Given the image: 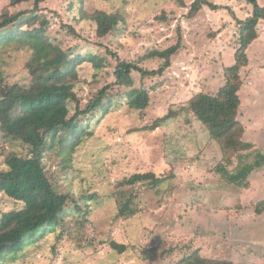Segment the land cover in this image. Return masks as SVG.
I'll return each mask as SVG.
<instances>
[{"label": "rangeland", "instance_id": "374dc122", "mask_svg": "<svg viewBox=\"0 0 264 264\" xmlns=\"http://www.w3.org/2000/svg\"><path fill=\"white\" fill-rule=\"evenodd\" d=\"M197 0H83L90 18L96 12L118 13L124 23L105 38L97 36V24L81 16L80 0H45L39 15L48 19V36L54 44L74 55H97L104 62L97 70L90 62L78 68L75 91L84 109L107 85L116 81L120 60L155 70L161 60H144L153 51H165L182 41L172 57V66L161 77L142 79L133 73L134 87L114 86V107L106 116L96 112L82 118L91 135L84 137L74 153L61 154L62 145L44 158L54 185L70 193L72 202L60 225L37 233L18 254L0 264H184L199 250L203 258L230 264H264V167L249 177V188L224 179L217 168L223 154L209 132L192 114L152 126L170 110H178L200 93L215 95L225 85V69L235 61L238 48L237 20H246L253 7L246 0H208L227 7L213 11L204 6L190 17ZM264 7V0H258ZM35 0L11 6L0 0V15L32 11ZM74 28L75 34L71 32ZM7 29L6 31H8ZM259 39L248 49L249 64L241 71L244 82L239 96V121L245 128L244 142L254 145L243 152L247 163L264 155V22ZM14 44L0 49V74L8 82L30 83L25 69L32 50H17ZM145 89L150 103L145 110L131 109L127 92ZM71 115L75 104H70ZM20 110L14 114L18 117ZM0 148L28 156L29 147L3 138ZM239 160L229 168L236 173ZM0 155V171L7 170ZM138 173L172 176L156 189L128 187L124 179ZM91 201V213L83 201ZM132 198L135 216L118 217L120 206ZM82 210L77 209V205ZM6 194H0L2 214L22 209ZM112 242L126 246L120 253Z\"/></svg>", "mask_w": 264, "mask_h": 264}, {"label": "trees", "instance_id": "16d2710c", "mask_svg": "<svg viewBox=\"0 0 264 264\" xmlns=\"http://www.w3.org/2000/svg\"><path fill=\"white\" fill-rule=\"evenodd\" d=\"M31 0H11V6H18ZM81 1L80 13L84 20L91 19L97 24V36L102 39L115 32L124 23L118 13L108 14L96 12L90 18ZM253 7L252 15L246 20H237L238 48L234 64L225 69V85L215 95L200 93L194 96L187 105L178 110H170L168 115L158 120L153 129L161 123L177 118L182 112L192 114L209 132L210 138L217 143L222 154V163L217 171L227 181L240 188H249V177L259 168L264 167V155L258 154L253 163H247L243 152L254 148L253 144L244 142L245 128L239 121L241 98L239 93L244 84L241 71L249 64L248 49L259 39L258 26L264 22V7L258 0H246ZM45 0H35L32 11L11 13L8 9L0 15V49L7 44H14L17 50L29 48L32 56L25 65L30 76V83L8 82L0 74V132L3 138L11 142H19L29 147L28 156H20L15 152H4L7 170L0 171V194L24 204L20 210H12L2 214L0 220V263L9 255L18 254L26 244L49 227L58 226L63 221V213L67 210L72 197L63 193L52 182L44 158L56 149L64 147L61 154L74 153L87 135L82 118L96 112L108 115L114 107L111 98L114 86L133 88V73H139L142 79L161 77L172 66L171 60L181 49L182 41L165 50L153 51L144 60L158 59L162 64L158 69L147 70L135 63L120 60L110 52L117 65L114 71L116 81L104 87L84 109L81 107L76 88L78 68L90 62L99 70L103 60L97 55H74L56 45L48 36V19L39 15L40 5ZM204 6L213 11L223 8L208 0H197L193 3L190 17L196 15ZM9 29L8 31H6ZM71 32L76 33L74 28ZM131 109L145 110L150 103L147 90L132 89L127 92ZM70 104H75V113L71 115ZM20 110L18 117L14 114ZM239 160L236 173L229 168L234 159ZM172 176L158 177L154 173H138L123 180L122 185L136 188L156 189L170 180ZM97 198L96 194L85 196L86 215L91 213L90 202ZM74 202V201H73ZM76 203V202H74ZM77 205L79 211L81 206ZM258 214L264 211V202ZM137 207L129 198L119 208L118 217L126 219L137 214ZM112 247L123 253L126 246L112 242ZM184 264H230L229 262L208 260L196 250L182 260Z\"/></svg>", "mask_w": 264, "mask_h": 264}]
</instances>
